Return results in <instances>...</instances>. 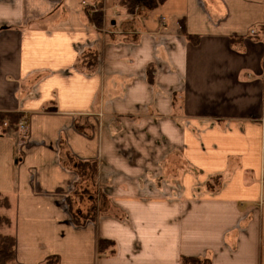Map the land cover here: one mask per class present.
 <instances>
[{"label": "crops", "instance_id": "obj_1", "mask_svg": "<svg viewBox=\"0 0 264 264\" xmlns=\"http://www.w3.org/2000/svg\"><path fill=\"white\" fill-rule=\"evenodd\" d=\"M98 1L0 0L15 264H264V0ZM81 186L103 197L75 225Z\"/></svg>", "mask_w": 264, "mask_h": 264}, {"label": "trees", "instance_id": "obj_2", "mask_svg": "<svg viewBox=\"0 0 264 264\" xmlns=\"http://www.w3.org/2000/svg\"><path fill=\"white\" fill-rule=\"evenodd\" d=\"M115 4H118L120 7L125 9L128 13H132L139 7H145L148 9L156 8L162 5L165 0H113ZM88 9V8H87ZM86 9V10H87ZM88 19L95 26H99L101 23L102 13L100 8L95 12H90V9L87 10ZM182 33L187 37V39L193 44H197V38L190 37L185 34L184 27H181ZM240 39L233 38L232 42H238ZM81 67L83 63H80ZM79 65V66H80ZM92 67V63L88 64ZM89 68V67H87ZM22 115L19 113H0V122L7 121L8 127L3 130L0 135H3L8 131H17L16 124L19 118ZM71 168L75 170L80 176L88 174L90 177V183L92 186L94 184V175L96 173V165L94 163L89 164L86 162L82 163H72ZM12 203L4 194L0 193V264H15L14 256V247L15 240L12 234L13 221L11 219L10 213L12 212ZM73 223L79 225L81 218H79L78 213L73 212L72 215ZM84 219V218H82ZM81 224V223H80ZM4 232V233H3ZM114 244L105 239H99L98 241V250L99 252L109 251L113 252ZM54 262V259H48L46 264ZM181 264H210V260L207 258H194V257H182Z\"/></svg>", "mask_w": 264, "mask_h": 264}, {"label": "rangeland", "instance_id": "obj_3", "mask_svg": "<svg viewBox=\"0 0 264 264\" xmlns=\"http://www.w3.org/2000/svg\"><path fill=\"white\" fill-rule=\"evenodd\" d=\"M98 3L103 5L104 11L106 10L107 18L112 13L116 12V8L114 7V1L113 0L112 1L111 0H103V1H98ZM98 8H100V7H98ZM63 163L65 166L70 168L72 163H77V161H75L74 159H72L69 156H63ZM96 168H97V166H96ZM76 190H74V191H76ZM94 190H96V189H94ZM94 190L92 188H90V186H89V188H88V186H83V187L81 186L77 195H78V197H80L82 199L83 204L82 203L79 204L78 201H75V200L72 201V206H73L74 212L75 213L77 212L79 218H81V219H79L80 223L84 222L82 218H85L86 216H89L92 219H95V217H96L97 208L101 202V196L103 197V192H101V190L99 191V189H98V193H96L97 190L96 191H94ZM96 196H98V198H96ZM12 213L13 212H11L10 215H11V219L13 221Z\"/></svg>", "mask_w": 264, "mask_h": 264}, {"label": "built area", "instance_id": "obj_4", "mask_svg": "<svg viewBox=\"0 0 264 264\" xmlns=\"http://www.w3.org/2000/svg\"><path fill=\"white\" fill-rule=\"evenodd\" d=\"M96 5H94L92 8H95ZM8 127V122L7 121H1L0 122V133L5 130ZM16 130L17 132H19L21 134V136L24 137V135L26 134L27 131V124H26V120L25 117L22 115L19 120L17 121L16 124Z\"/></svg>", "mask_w": 264, "mask_h": 264}]
</instances>
